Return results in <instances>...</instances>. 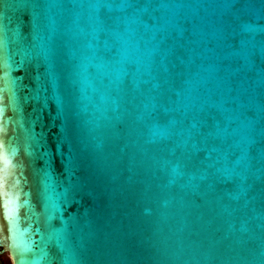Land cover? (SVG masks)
<instances>
[{"label": "water", "instance_id": "water-1", "mask_svg": "<svg viewBox=\"0 0 264 264\" xmlns=\"http://www.w3.org/2000/svg\"><path fill=\"white\" fill-rule=\"evenodd\" d=\"M4 254L264 264V0H0Z\"/></svg>", "mask_w": 264, "mask_h": 264}, {"label": "rangeland", "instance_id": "rangeland-1", "mask_svg": "<svg viewBox=\"0 0 264 264\" xmlns=\"http://www.w3.org/2000/svg\"><path fill=\"white\" fill-rule=\"evenodd\" d=\"M1 260H2L3 262H5L6 264H11V261H10V259H9V257H8L7 254L2 255V256H1Z\"/></svg>", "mask_w": 264, "mask_h": 264}, {"label": "flooded vegetation", "instance_id": "flooded-vegetation-1", "mask_svg": "<svg viewBox=\"0 0 264 264\" xmlns=\"http://www.w3.org/2000/svg\"><path fill=\"white\" fill-rule=\"evenodd\" d=\"M0 260H1V256H0ZM1 262H2V264H4L5 262H3L2 260H1Z\"/></svg>", "mask_w": 264, "mask_h": 264}, {"label": "trees", "instance_id": "trees-1", "mask_svg": "<svg viewBox=\"0 0 264 264\" xmlns=\"http://www.w3.org/2000/svg\"><path fill=\"white\" fill-rule=\"evenodd\" d=\"M4 264H6V263H4Z\"/></svg>", "mask_w": 264, "mask_h": 264}]
</instances>
